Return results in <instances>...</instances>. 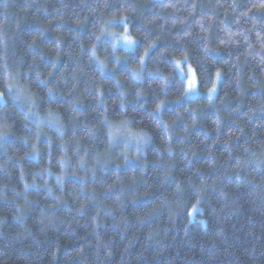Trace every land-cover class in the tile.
I'll list each match as a JSON object with an SVG mask.
<instances>
[{"label": "clouds", "instance_id": "obj_1", "mask_svg": "<svg viewBox=\"0 0 264 264\" xmlns=\"http://www.w3.org/2000/svg\"><path fill=\"white\" fill-rule=\"evenodd\" d=\"M0 264H264V0H0Z\"/></svg>", "mask_w": 264, "mask_h": 264}]
</instances>
